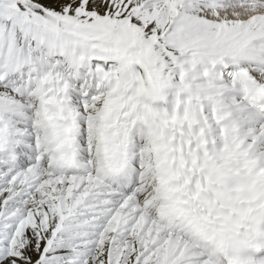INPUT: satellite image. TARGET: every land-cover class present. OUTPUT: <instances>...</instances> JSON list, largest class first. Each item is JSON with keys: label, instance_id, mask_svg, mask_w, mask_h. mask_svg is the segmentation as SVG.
Wrapping results in <instances>:
<instances>
[{"label": "snow or ice", "instance_id": "6c2138e0", "mask_svg": "<svg viewBox=\"0 0 264 264\" xmlns=\"http://www.w3.org/2000/svg\"><path fill=\"white\" fill-rule=\"evenodd\" d=\"M0 264H264V0H0Z\"/></svg>", "mask_w": 264, "mask_h": 264}]
</instances>
